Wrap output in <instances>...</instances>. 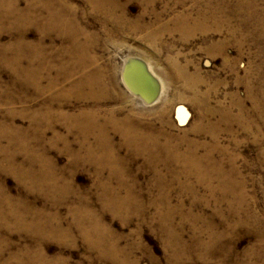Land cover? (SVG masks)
<instances>
[{"label": "rangeland", "instance_id": "obj_1", "mask_svg": "<svg viewBox=\"0 0 264 264\" xmlns=\"http://www.w3.org/2000/svg\"><path fill=\"white\" fill-rule=\"evenodd\" d=\"M29 1L19 0V8L22 12L33 14L32 8H28ZM65 1L76 6L80 24L96 36L98 44L95 52L106 69L110 91L113 90L116 96L99 103L100 109L115 110L119 123L132 117L133 124L151 123L156 129L166 128L169 134L171 132L176 136L188 133V137L195 141L200 155L212 151L216 159L226 164L234 157L238 175L244 181L245 198L242 202L234 200L233 203L240 207L241 216L246 222H240L238 215L232 214L228 202L222 200L219 193L211 196L205 185L198 184L195 179L191 184L194 189L188 190L183 185V178L171 181L169 174L163 170L167 178L164 184L154 183L155 173L147 164L145 153L137 154L129 165L135 181L130 179L128 185L121 188V193L124 196L129 186L135 184L134 193L140 200L149 203L152 199H157L162 202L163 210L168 212L164 215H170L169 229H164L166 225L160 223V208L156 206L160 202L151 203L142 214L112 211L104 206V201L99 196L101 189L95 184V164H80L73 170L69 169L67 166L70 155L62 150L61 140L55 147L49 143L53 139L54 130L48 128L43 137L47 143L48 155L60 167L70 170L72 184L81 195H90L92 206L100 213L101 223L109 228L106 234L108 242L116 241L117 249H121V252L116 254L115 259L100 256V250L90 248L79 235L80 229L77 227H74L75 240L71 237L54 239L40 235L38 238V234L29 230L0 229V240L6 239L2 236L7 235L13 243L0 256V264H3L2 259L17 251L18 244L21 246L24 239L28 240L33 251L41 244L47 256L52 259L60 257L61 264H264V247L261 252L258 247L251 248L259 238L258 234H264V0H155L154 8L144 0H119L126 6L128 23L123 22L125 26L106 14L91 11L87 0ZM207 7L225 10L229 24L224 25L222 32L208 30L204 33L195 32L187 37L179 33H167L156 39L152 38L153 28L158 24L154 27L147 24L156 19L155 12L163 13L161 23L165 24L181 11H188L195 16L199 8ZM116 14H120V11ZM24 26L26 41L38 42L41 37L38 25L30 23ZM16 37L15 33L4 31L0 34V43L7 44ZM60 37H46L45 42L60 46L63 41V37ZM219 42H224L222 51L213 49ZM24 59L22 61L25 65L27 62ZM131 59H138L146 67L149 65L162 80V94L156 103H145L122 81L126 62L129 61L127 65L130 66ZM178 67L183 68L193 81L198 82L194 90L190 87L191 80L183 77ZM111 73L114 75V83L111 81ZM0 77L8 85L13 82L14 73L10 68H0ZM14 88V93L23 98L17 100L18 103H0V123H3L4 132L7 133L0 142V148L6 150H0V182L8 195L24 203L23 207L52 211V205L44 194L21 182L17 174L5 170L6 156L10 152L6 149L10 143L6 128L8 122L25 131L21 135L22 139L26 135H32L28 140H34L30 142L37 146L38 115H42V105L49 95L38 96L33 85L21 83ZM67 102L65 109L71 112L95 106L92 100L72 98ZM205 104L214 109L215 120L220 118L225 108L230 109L234 115L243 114L244 121L250 122L251 130H244L234 123L229 128L224 123L216 140L209 134L193 132L192 128L203 114ZM52 108H58V104L54 103ZM179 108L185 113L184 121L178 119ZM161 115H164L167 122L172 121V127L162 124ZM47 126L48 123L43 120L40 128ZM56 129L67 135L75 149L78 148L75 134H68L60 124H57ZM110 135L119 146L121 157H130L131 149L123 145L122 133L110 131ZM22 139H18L19 142ZM185 145L181 146V151L187 147ZM15 146L19 152L18 161L24 160L28 154H38V148L28 151L17 143L11 148L12 152ZM108 175L109 170L106 169L104 177L107 178ZM118 182L115 179L113 187L118 188ZM165 192L168 193L167 199L163 196ZM82 199L81 196L71 194L65 202L58 205L57 210L63 217L62 224L65 228L75 220L70 204L82 203ZM31 219L32 217H27L28 221ZM209 221L214 223L211 227ZM203 241L204 245H201L200 242ZM1 248L6 246L2 245Z\"/></svg>", "mask_w": 264, "mask_h": 264}, {"label": "bare ground", "instance_id": "obj_2", "mask_svg": "<svg viewBox=\"0 0 264 264\" xmlns=\"http://www.w3.org/2000/svg\"><path fill=\"white\" fill-rule=\"evenodd\" d=\"M87 1L91 11L97 14H106L114 21L121 22L120 24L123 26H125L123 22L128 23L125 16L126 6L119 0ZM144 1L154 8L155 0ZM29 7L32 8L33 14L20 11L19 0H0V34L8 31L17 35L13 41L7 44L0 43V68H10L14 73V80L8 85L0 77V103L4 104L7 101L15 103L17 100H21L23 97L14 93V87L21 83L27 86L33 85L38 96L47 93L49 95L42 105V115H38L37 146L36 143L31 144L30 141L34 140H28L32 138V135H26L22 139L21 135L25 131L14 127L10 121L8 122L6 128L10 143L6 149L10 152L6 156L5 170L17 174L21 182L31 188H37L38 193L44 194L52 205V211L41 210L36 207H23L24 203L8 195L4 185L0 182L1 230L9 229L10 231L13 228L29 230L36 235L38 234V238L40 235L54 239L71 237L75 240L74 227H77L80 229L79 235L86 241V244L88 243L90 248L99 249L102 257L115 259L116 254L120 253L121 249H117L116 241L108 242L106 234L109 232L107 230L109 228L101 223L100 213L96 211L97 208L94 209L92 206L90 195H81L77 187L72 184V175L70 170L68 171L66 168L69 167L73 170L75 166L80 164H95V184L101 189L99 196L103 199L104 206L120 213L135 212L142 214L148 205L160 201L152 199L146 203L140 200V197L134 193L135 184L130 185L128 189L126 188L127 193L124 196L121 193V188L130 179L135 181V177L131 175L129 170V165L137 154L142 153L146 154L145 160L149 167L154 170V183L164 184L167 178L163 170L169 174L171 181L183 178V185L188 190L194 189L191 184L192 180L195 179L198 184L205 185L211 196L219 193L221 199L228 202L232 214L238 215L240 222H246V219L241 216L240 207L233 203L234 200L242 202L245 198L244 181L238 175L239 170L236 168L234 157L226 164L216 159L212 151L200 155L197 152L195 141L188 137V133L176 136L171 132L169 134L166 128L156 129L151 123L140 124L137 122L133 124L131 123L132 117L124 123H119L116 120L117 113L115 110H101L99 103L106 99L116 98V96H114L113 90V93L110 91L106 69L99 62V56L95 52L98 44L96 36L80 24L76 6L70 5L65 0H30L28 2ZM116 11H120V14H116ZM155 16L156 19L147 24L150 27L158 24L157 27L153 28L151 34L154 39L167 33H179L183 37H187L195 32L204 33L208 30L222 32L224 25L229 24L225 10L220 11L213 7L199 8L198 14L195 16L188 11H181L165 24L161 23L163 13L155 12ZM30 23L37 24L41 33V37L36 43L26 41L24 36V25ZM54 35L63 37L60 46H56L52 42L49 44L45 42L46 37ZM223 47L224 42H219L213 46V49L222 51ZM23 58L27 62L25 65L22 61ZM131 60L130 66L127 65L129 61L126 62L122 81L131 92L145 103H156L162 94V80L149 65L146 67L139 63L138 59ZM178 69L182 71L183 77L191 80L190 87L194 90L198 82L193 81L183 68L178 67ZM111 81L113 83L115 81L113 74ZM194 93L196 92L194 91ZM72 98L84 101L92 100L95 102V106L84 107L77 112H71L66 110L65 106L68 104L67 101ZM194 98L196 99V97ZM54 103L58 104V108H52ZM214 115V109L205 104L203 114H201L197 125L192 128L193 132L209 134L216 140L224 123L229 128L234 123L244 130H251V124L249 121H244L243 114L234 115L230 109L225 108L217 120L214 119ZM161 116L162 124L165 123L166 127H172V121L167 122L164 115ZM177 116L180 121L185 120V113L181 108L178 109ZM41 120H45L48 126L40 128ZM57 124L63 125L68 134L76 135L79 145L77 149L74 148L72 142L68 141L67 135H63L60 133L61 130L56 129ZM48 128L54 130L53 139H50L49 143L54 144L53 147H55L61 140L63 142L62 150L70 155V163L66 168L60 167L48 155L47 143L43 138ZM110 131L122 133L123 145L129 146L131 149L130 157H121L119 146L114 142ZM5 133L3 123H0V142L2 137L6 136L7 133ZM18 139H22V142H19ZM16 143L28 151L38 148V154H33V156L28 154L24 160L18 161L17 146L13 152L11 149ZM183 144H186L187 147L181 151ZM0 150L6 151L4 148H0ZM82 152L84 153L81 154ZM106 169L109 170L107 178L104 177ZM115 179L119 181L120 186L118 188L113 187L112 182ZM71 194L81 196L83 199L82 203L73 202L70 204L73 220H75L68 228H65L62 224L63 217L61 218L57 207L65 202V199ZM163 196L167 199L168 193L165 192ZM156 206L160 208V223L166 225L164 229H169L170 215H164L168 212L163 210L162 202ZM29 216L32 217L30 221L27 220ZM213 224L209 221L210 227ZM263 235L258 234L259 238L256 239V243L252 244L251 248L257 249L258 247L260 252L263 250L264 246L261 247L264 242ZM2 237L6 239L0 240V256L4 254L5 249L13 245L10 236L3 235ZM200 244L204 245V241ZM2 245L6 248H1ZM59 258H49L43 251L41 244L33 251L31 244L29 245L28 240L24 239L21 246L18 244L17 251H13L8 258L1 261L3 264H61Z\"/></svg>", "mask_w": 264, "mask_h": 264}]
</instances>
